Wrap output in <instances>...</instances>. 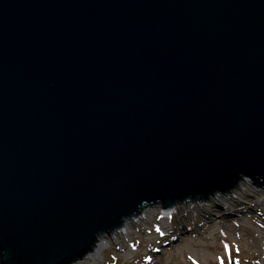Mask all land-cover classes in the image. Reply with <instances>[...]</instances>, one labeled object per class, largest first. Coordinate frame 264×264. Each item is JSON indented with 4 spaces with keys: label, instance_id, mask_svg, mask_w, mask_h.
<instances>
[{
    "label": "water",
    "instance_id": "95a60500",
    "mask_svg": "<svg viewBox=\"0 0 264 264\" xmlns=\"http://www.w3.org/2000/svg\"><path fill=\"white\" fill-rule=\"evenodd\" d=\"M242 177L264 188V0H0V264Z\"/></svg>",
    "mask_w": 264,
    "mask_h": 264
},
{
    "label": "rangeland",
    "instance_id": "374dc122",
    "mask_svg": "<svg viewBox=\"0 0 264 264\" xmlns=\"http://www.w3.org/2000/svg\"><path fill=\"white\" fill-rule=\"evenodd\" d=\"M218 199L225 203V209L218 204ZM191 202L197 204L196 214L177 224V220H173L171 224L176 232L170 231L169 222L167 230L154 232L149 221L130 227L132 238L128 240L123 236L124 229L119 230V234L122 232L120 242L114 231L121 227L112 229L98 235L90 252L71 264L91 263L94 259L97 264H153L152 257L158 264H230L232 261L264 264V188L242 177L226 191H215L206 198L195 196L176 201L167 209H171V213L175 212L174 207H181L186 212L193 207ZM210 208L215 210L217 222L203 228L199 222L201 214H206ZM162 209V203L157 202L143 207L135 215L142 210L146 214L155 211V218L159 220L164 215ZM123 221L121 218V223ZM183 231L187 239L180 243L178 237ZM192 233L198 236L193 237Z\"/></svg>",
    "mask_w": 264,
    "mask_h": 264
},
{
    "label": "bare ground",
    "instance_id": "6f19581e",
    "mask_svg": "<svg viewBox=\"0 0 264 264\" xmlns=\"http://www.w3.org/2000/svg\"><path fill=\"white\" fill-rule=\"evenodd\" d=\"M217 201H218V204L220 206H222L223 209H225L226 205H224L225 203L222 202V199H218ZM191 203H192V205L194 204L193 207L191 208V210H188L186 212H184L181 207H179V208L174 207L175 212H171V213H170L171 209L165 210L163 208L162 212L164 213V215L159 220H156V218H155V211L150 212V214H146L145 210H142L138 215H134L133 217H130L127 220L123 221L121 223L122 224L121 226L123 228L121 226H119V227H121L120 229H118L119 227L117 228L118 230L114 229L115 230L114 232L116 235V240L120 241V238H122V232H120L121 234H119V232H118L119 230L124 229L125 234L123 236H124V238H126L128 240V237L132 238V233H130L131 232L130 227H138L140 224L145 225L149 221H151V223H152L154 232L161 231V230H167L168 229V225H167L168 222H169V224H171L173 220H177L176 221V224H177L179 222H182L183 220H186L187 217H192V216H194V214H196L195 209L197 208L196 207L197 204H196V202H191ZM183 205L185 206V204H183ZM183 208H185V207H183ZM222 212H223V210H222ZM205 213L206 214H201V217L199 220L200 226H202L203 228H209L212 225H214L215 222H217L214 218L215 210L210 208ZM170 231H172L173 233L176 232L174 225L171 226ZM191 235L193 237L198 236L195 233H192ZM186 236H187V233H185V231L180 233V236L178 237V239L180 240V243H183V241L185 239H187ZM119 241H118V244H121L120 243L121 241L120 242ZM133 249H135V248H133ZM128 255L132 256V254H128ZM151 261L153 264H158V260L156 261L155 257L154 258L152 257ZM81 264H97V260L94 259L91 263L85 262V263H81Z\"/></svg>",
    "mask_w": 264,
    "mask_h": 264
}]
</instances>
